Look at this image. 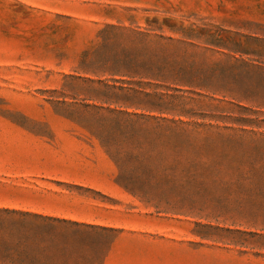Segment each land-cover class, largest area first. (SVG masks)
<instances>
[{
    "label": "rangeland",
    "instance_id": "obj_1",
    "mask_svg": "<svg viewBox=\"0 0 264 264\" xmlns=\"http://www.w3.org/2000/svg\"><path fill=\"white\" fill-rule=\"evenodd\" d=\"M0 209L88 226L70 264H264V0H0Z\"/></svg>",
    "mask_w": 264,
    "mask_h": 264
},
{
    "label": "trees",
    "instance_id": "obj_2",
    "mask_svg": "<svg viewBox=\"0 0 264 264\" xmlns=\"http://www.w3.org/2000/svg\"><path fill=\"white\" fill-rule=\"evenodd\" d=\"M140 57L129 53L118 58L112 57L106 64V69L112 75H132V77L140 76L156 80L173 76L165 66L140 60ZM124 101L126 104L134 105V98H126ZM136 124V122L119 121L114 129L119 135L110 134L104 138V144L111 147L117 142L133 140L138 131ZM113 156L118 169L122 171L120 179L125 178L129 165L139 167L137 169L142 172L140 177H159V170L144 165L142 154L115 152ZM134 173L135 168L132 169L131 174ZM133 177L135 176L127 178ZM125 188L130 189L129 185ZM71 227L78 229L71 231ZM83 227L88 228L77 222L14 209H0V264H70L71 243L75 241L76 234L82 235Z\"/></svg>",
    "mask_w": 264,
    "mask_h": 264
}]
</instances>
